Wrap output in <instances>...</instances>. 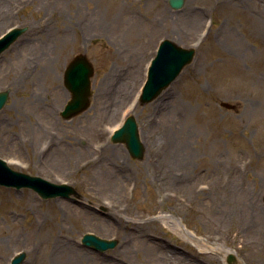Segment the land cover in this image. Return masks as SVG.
<instances>
[{
  "label": "rangeland",
  "instance_id": "374dc122",
  "mask_svg": "<svg viewBox=\"0 0 264 264\" xmlns=\"http://www.w3.org/2000/svg\"><path fill=\"white\" fill-rule=\"evenodd\" d=\"M248 13L263 18L264 0H184L178 10L168 0H0V35L26 28L0 56V158L80 195L45 200L0 186V264L18 252L21 264H62L52 258L59 241L86 254L84 264H228L226 249L234 264H264V32ZM163 39L193 47L194 58L141 105ZM78 54L94 68L91 103L64 120L62 76ZM128 116L140 160L110 140ZM165 124L183 158L166 176L145 146ZM175 220L198 240L172 230ZM56 224L67 237L58 242L48 232ZM86 233L117 245L95 251L81 244Z\"/></svg>",
  "mask_w": 264,
  "mask_h": 264
},
{
  "label": "water",
  "instance_id": "95a60500",
  "mask_svg": "<svg viewBox=\"0 0 264 264\" xmlns=\"http://www.w3.org/2000/svg\"><path fill=\"white\" fill-rule=\"evenodd\" d=\"M168 4L172 9L177 10L183 6L184 0H168ZM25 30V27H11L0 36V56ZM194 54V48H182L171 40L163 39L147 68L146 79L138 96V102L144 105L153 101L174 81L184 66L193 60ZM93 72L92 64L82 54L75 56L67 66L64 73V85L69 91L70 97L60 111V116L63 119L68 120L89 107ZM7 97L8 91L0 92V110L5 105ZM110 140L113 143H124L133 159L140 160L143 157L144 146L140 142L137 124L133 116L124 119L122 125L113 131ZM0 186L17 190L28 188L45 200L69 198L70 196L80 197L70 185L53 183L39 176L12 170L1 158ZM80 241L82 245L99 252L113 249L117 245V241L114 239H102L89 233L84 234ZM24 258L25 253L19 252L12 258L10 264H20ZM234 260L233 254L227 255L228 264H232Z\"/></svg>",
  "mask_w": 264,
  "mask_h": 264
},
{
  "label": "bare ground",
  "instance_id": "6f19581e",
  "mask_svg": "<svg viewBox=\"0 0 264 264\" xmlns=\"http://www.w3.org/2000/svg\"><path fill=\"white\" fill-rule=\"evenodd\" d=\"M245 19L248 22V25L250 26L251 30L259 33L261 31L264 32V15L263 18L261 16L254 14V13H248L245 15ZM198 20H191L188 22L190 30L193 29V27H196V24ZM228 37L232 40L233 44H239L240 42L237 39V36L230 32L228 34ZM239 47V46H238ZM237 56V55H236ZM235 62V61H234ZM236 63V62H235ZM233 63V64H235ZM149 125V124H148ZM150 126V125H149ZM149 129H152V127H149ZM170 129V128H169ZM167 126L166 124L163 126H159L157 129L154 128L149 132V136L146 140V147L149 149V152L153 156V163L155 164V167L158 168L165 176L167 174L174 175V173L178 170L179 161L182 162V151H181V142L178 140L177 136L174 135L172 130L170 129V133L166 132ZM165 148L166 150H164ZM161 155V158H160ZM165 166V167H164ZM107 168V165H105ZM167 215L160 214L156 218L159 219L160 222H165L163 220V217ZM173 222L170 223L172 225V230H176L179 233H183L187 235L189 238H192L193 240H198V238L190 231H188L182 223L179 221H169ZM167 224V223H165ZM60 225L56 224L49 226V238H54L55 242L57 241V238H67L64 236L56 235L55 231H57V228H59ZM58 242V241H57ZM57 246H60L59 253L52 257L53 259H58L62 262V264H84L85 260L88 261V256L84 254L83 252L77 250V248L74 246V244L59 241L57 243ZM231 251L226 249L225 253L228 254Z\"/></svg>",
  "mask_w": 264,
  "mask_h": 264
}]
</instances>
